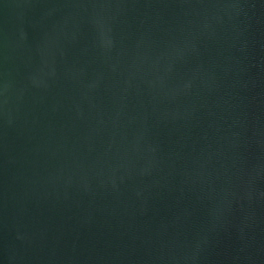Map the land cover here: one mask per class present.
<instances>
[{"label":"water","instance_id":"water-1","mask_svg":"<svg viewBox=\"0 0 264 264\" xmlns=\"http://www.w3.org/2000/svg\"><path fill=\"white\" fill-rule=\"evenodd\" d=\"M0 264H264V0H0Z\"/></svg>","mask_w":264,"mask_h":264}]
</instances>
